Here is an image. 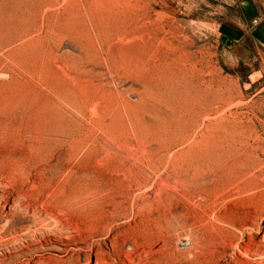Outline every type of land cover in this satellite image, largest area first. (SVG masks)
I'll list each match as a JSON object with an SVG mask.
<instances>
[{"label": "rangeland", "instance_id": "1", "mask_svg": "<svg viewBox=\"0 0 264 264\" xmlns=\"http://www.w3.org/2000/svg\"><path fill=\"white\" fill-rule=\"evenodd\" d=\"M237 2L0 0V264H264V69L219 38ZM79 129L65 180L46 134Z\"/></svg>", "mask_w": 264, "mask_h": 264}, {"label": "crops", "instance_id": "2", "mask_svg": "<svg viewBox=\"0 0 264 264\" xmlns=\"http://www.w3.org/2000/svg\"><path fill=\"white\" fill-rule=\"evenodd\" d=\"M237 8L238 15L222 24L219 38L237 60L256 61L258 70L264 69V0H238Z\"/></svg>", "mask_w": 264, "mask_h": 264}, {"label": "bare ground", "instance_id": "3", "mask_svg": "<svg viewBox=\"0 0 264 264\" xmlns=\"http://www.w3.org/2000/svg\"><path fill=\"white\" fill-rule=\"evenodd\" d=\"M46 135L48 136L47 139L50 140V141H52L55 144H60L61 146L62 145H68V146L71 147V149H72L71 150V154L67 153L68 154V158L71 157V159H70V161H71L70 162V165L67 167V173H69L71 170L73 171V169H76V168L81 167L83 165V163L85 161V158H86V155H87V151H86L84 139L82 137V133H81L80 129L77 130V131L68 132V134H66V135H63V134L59 133L58 131H53L51 133H47ZM191 139H189V140H191ZM201 139H202V137L199 138L198 140H193V144L195 142L198 143ZM189 140L185 139L184 142H182V144H186V145L189 146L190 145L189 144L190 143ZM181 151L183 152V150H181ZM60 176H61V179H62L63 178V174L60 175ZM68 176H70V173L65 177V180L68 178ZM58 180L59 181L56 182V183H54V186H53V188L55 190H57V191L59 190V188H60L59 186L62 183V182H60V179H58ZM76 182H74V186H76V187H74V191L72 193H69V195L70 196H73V197L81 196L82 193H83V191H82V189H83L82 188V184L81 183H78V181H76ZM121 184H122L121 186L126 185V187L128 188V190L131 189V185H129L128 182L127 183H121ZM144 186L145 185H137L136 186V189L137 190H140ZM70 196H69V198H70ZM50 247H52V246H50Z\"/></svg>", "mask_w": 264, "mask_h": 264}, {"label": "built area", "instance_id": "4", "mask_svg": "<svg viewBox=\"0 0 264 264\" xmlns=\"http://www.w3.org/2000/svg\"><path fill=\"white\" fill-rule=\"evenodd\" d=\"M257 20H258V17L252 18V22H257Z\"/></svg>", "mask_w": 264, "mask_h": 264}]
</instances>
